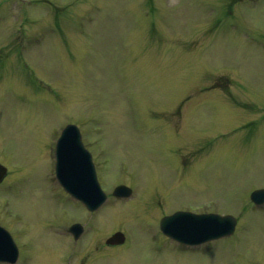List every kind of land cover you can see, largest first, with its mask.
<instances>
[{
    "label": "rangeland",
    "instance_id": "374dc122",
    "mask_svg": "<svg viewBox=\"0 0 264 264\" xmlns=\"http://www.w3.org/2000/svg\"><path fill=\"white\" fill-rule=\"evenodd\" d=\"M230 2L0 0V220L84 223L76 264H264V206L248 204L264 186V0L236 16ZM87 116L109 195L91 215L62 195L52 155L63 123ZM118 182L130 198L110 195ZM185 205L243 213L233 235L186 247L159 229ZM115 229L128 240L105 246ZM44 241L22 249L28 264L67 256Z\"/></svg>",
    "mask_w": 264,
    "mask_h": 264
},
{
    "label": "water",
    "instance_id": "95a60500",
    "mask_svg": "<svg viewBox=\"0 0 264 264\" xmlns=\"http://www.w3.org/2000/svg\"><path fill=\"white\" fill-rule=\"evenodd\" d=\"M74 128L73 125H68L65 130L63 131V135L61 137V140L67 139L69 133ZM64 155L68 156L69 154L66 151H63ZM62 150L58 149V158L63 156ZM74 166L71 167V162L66 161L63 166L62 162H58V175L60 176L61 180L63 181V184L65 188L83 200L86 205H88L89 209L93 210L94 208L98 207L101 202L105 199L104 193L100 190V186L98 184V181L95 177L94 170L92 169L91 165L88 164V161H85V169L84 167L79 168L75 165V162L73 161ZM6 172V169L4 166L0 164V180L4 176ZM115 195L118 196H125L130 193V189H128L124 185H119L116 187V189L113 192ZM251 197L258 202H261L264 200V190H255L251 193ZM180 217H183V221L185 219L191 220V226L193 224L196 225V227H200L201 234H204L207 232L208 237H217L223 234L230 233L234 227V220L231 222V219L229 216L223 217L217 214H202V215H194V214H180L176 213L174 215H171L169 217H166L163 219L162 226L166 228H175L176 222H173L174 219ZM190 223V222H189ZM184 227V226H183ZM180 226V229L183 228ZM190 228V227H189ZM216 229V230H214ZM220 229V230H219ZM193 230V229H192ZM177 232V231H175ZM187 236L191 235V230H187L186 232ZM171 234V233H170ZM206 235V234H204ZM113 242H121L123 240V235L121 233H115L112 236L111 239ZM8 243L6 236L0 232V259L3 257V253L5 251H11L8 248Z\"/></svg>",
    "mask_w": 264,
    "mask_h": 264
}]
</instances>
